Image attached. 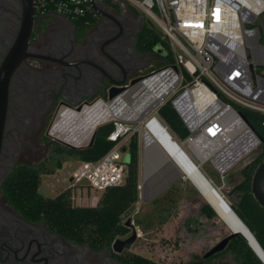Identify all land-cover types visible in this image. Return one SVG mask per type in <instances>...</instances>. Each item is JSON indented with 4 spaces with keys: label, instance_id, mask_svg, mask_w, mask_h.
I'll use <instances>...</instances> for the list:
<instances>
[{
    "label": "built area",
    "instance_id": "obj_1",
    "mask_svg": "<svg viewBox=\"0 0 264 264\" xmlns=\"http://www.w3.org/2000/svg\"><path fill=\"white\" fill-rule=\"evenodd\" d=\"M126 1L159 27L173 63L159 67L149 63L145 71L133 76L137 78L134 83H124L120 93L130 90L127 100L132 115L113 121L115 128L108 139L119 138L136 123L139 128L134 130L142 141L152 119L172 137L158 112L169 101L187 131L179 144L189 149L198 166L209 162L219 175L226 174L259 145V135L239 107L264 115V40L256 23L264 12V0ZM32 2L36 17L59 14L73 20L90 11L96 15L90 0ZM261 124L264 126V120ZM88 143L89 139L79 146ZM125 150L115 145L96 161L78 162L62 182H69L67 189L83 182L97 190L120 185L126 165L121 152ZM140 150L145 170L136 188L142 195L150 167L145 162L143 142Z\"/></svg>",
    "mask_w": 264,
    "mask_h": 264
},
{
    "label": "flooded vegetation",
    "instance_id": "obj_2",
    "mask_svg": "<svg viewBox=\"0 0 264 264\" xmlns=\"http://www.w3.org/2000/svg\"><path fill=\"white\" fill-rule=\"evenodd\" d=\"M95 1L100 13L84 28L59 14L34 16L26 56L10 78L0 151V264H132L129 256L137 254L131 250L133 243L129 248L121 243L136 232L134 223L127 226L123 220L125 234L93 248L86 241L50 230L42 220L24 219L9 206L1 190L4 179L22 161L20 153H34L35 145L48 147L41 138L53 112L61 106L77 109L95 97L107 98L111 86L124 85L137 72L145 71L147 67H141L153 56L151 52L141 54L137 48L138 37L149 23L141 11L126 0L125 7L115 0L114 5ZM19 7L20 0H0V63L15 37ZM259 17L264 39V12ZM121 81L124 83L119 84ZM258 135L256 153L248 160L250 164L256 161L254 171L264 162V137ZM260 187L264 191V176ZM116 239L120 242L114 249ZM210 248L188 262L227 264L222 260L224 250L205 257Z\"/></svg>",
    "mask_w": 264,
    "mask_h": 264
},
{
    "label": "trees",
    "instance_id": "obj_3",
    "mask_svg": "<svg viewBox=\"0 0 264 264\" xmlns=\"http://www.w3.org/2000/svg\"><path fill=\"white\" fill-rule=\"evenodd\" d=\"M105 1L114 5L112 0ZM115 6L118 5L115 4ZM95 20L96 17L90 11L83 18L71 21L77 28H84ZM137 48L141 54L149 52L153 54L152 57L157 62L155 67L173 63L167 42L150 23L144 25L138 37ZM239 109L252 127L264 137V126L261 124L264 115L242 107ZM158 112L162 122L168 126L172 137L175 136L180 140L186 136L187 131L169 101L165 102ZM114 128L113 121L99 124L94 130L92 142L83 147H71L43 135L41 141L48 144L50 154L34 164L18 162L2 183L1 190L9 206L24 219L32 222L42 220L50 230L71 240L86 241L93 248L101 247L105 241L110 244L116 236L125 234L127 228L123 225V217L132 208L138 197L136 188L139 176L138 140L136 133L131 135L127 144L129 157L125 165L123 182L102 190L95 205H72L71 189L59 191L51 197L44 196L39 192L42 176L55 173L62 167L65 160L82 162L100 159L120 140V137L115 140L108 139V135ZM248 160L245 159L239 169V179L233 186L238 196L236 203L228 204L252 233L264 252V209L250 192V182L256 161L250 164ZM174 188V186L167 188L152 200V205L159 211L158 214L165 209V202L171 201ZM193 192L200 195L194 188ZM138 212L132 219L134 225L151 223L150 217L147 218V223L142 221L138 217ZM200 213L207 218L219 217L207 201L202 204ZM161 217L162 215H159V219ZM223 253L232 254L235 264H263L241 234H236L229 240ZM129 260L132 264H159L139 254L129 256ZM187 264L198 263L188 262Z\"/></svg>",
    "mask_w": 264,
    "mask_h": 264
},
{
    "label": "rangeland",
    "instance_id": "obj_4",
    "mask_svg": "<svg viewBox=\"0 0 264 264\" xmlns=\"http://www.w3.org/2000/svg\"><path fill=\"white\" fill-rule=\"evenodd\" d=\"M115 1L124 7L128 5L125 0ZM260 18L261 17L257 18V24L259 23ZM145 19L153 26L154 30L160 34V29L155 22H153L148 16H145ZM151 58L152 59L150 60L147 59L141 69L146 68L149 65V62L152 64V67L157 66L155 59L153 57ZM97 98H101L102 100L96 101ZM91 102V104L83 106L80 110L68 109L74 112L73 115L75 117H78L85 107L95 104L98 106V102L102 103V105H106L110 103L111 100L109 101L107 98L95 97ZM58 112L55 111L51 114L44 127V132L51 140L67 144L54 134L55 131L59 132L58 128L54 129V122ZM112 119L115 118L104 119L96 126L103 122L116 121ZM138 128L139 124H132L130 130L120 136V140L117 142L116 146L126 148V150L121 153L123 161L127 162L129 157L127 144L131 135L136 132L138 140V178H140L143 173L142 171L145 168V164L140 150V148L142 149V141L139 133L134 130ZM49 131L52 135L49 134ZM73 136L74 135H72V137ZM172 138L176 139L178 143L181 141L175 136ZM70 143L81 145L79 142ZM35 146H37V150L34 153H28L27 155H20V153L18 158L26 163L34 164L43 160L44 157H47L50 154V151L45 144ZM182 148L189 155V157L197 163V160L191 156L189 149L186 146H183ZM255 153L256 151L254 150L245 159H249V157L253 156ZM245 159L240 161L224 175H219L209 162H205L199 166L205 177L207 176L206 178L212 182L213 187L219 191L221 196L224 197L223 200L227 203V205H229L228 203H236L238 196L237 192L233 189V186L239 179V169L243 165ZM153 164L154 162H152V166ZM77 165L78 161L71 159L65 160L62 167L56 170L55 173L43 175L39 186V192L44 196L51 197L59 191L66 190L69 182H62V177L74 170ZM146 171L148 175L145 181V191L142 195L138 192L137 201L123 217L124 221L126 219H130L133 224L132 219L134 218V214L139 211L138 217L141 218L142 221L147 223V218L150 217L151 219L150 224L135 225L137 238L131 246L132 251L159 264H185L191 257L195 255H202L208 248L231 232L219 217L207 218L200 213L201 206L206 201L201 195L193 192V188H196L187 178L182 176V174L177 172L175 175L172 173L173 170H165L162 174L160 173V170L156 171L150 168L146 169ZM188 181L190 182L189 184ZM82 184V186H74L73 188H70L71 204L81 206L95 205L102 190L89 188L87 187L86 182H83ZM171 186L175 187L171 194V201L165 202V209L158 214L159 211L152 205V200ZM156 213L157 215H154ZM159 215H162L161 219H159ZM224 254L226 255L222 257V260L225 261V263L235 264V261L230 253Z\"/></svg>",
    "mask_w": 264,
    "mask_h": 264
},
{
    "label": "bare ground",
    "instance_id": "obj_5",
    "mask_svg": "<svg viewBox=\"0 0 264 264\" xmlns=\"http://www.w3.org/2000/svg\"><path fill=\"white\" fill-rule=\"evenodd\" d=\"M241 1L243 2V0ZM129 95L130 90H126L114 96L110 99L111 102L106 105L98 102V106L95 104L85 107L78 117L73 115L72 110L63 107L57 113L54 122V129L58 128L59 132L55 131L54 134L67 143L79 142L82 145L90 139L95 126L104 119L123 120L131 117L132 109L129 100H127ZM72 135L74 136L72 137ZM142 137L146 165L152 170H160V173L165 170H173L172 173L175 175L177 172L182 174L211 205L229 230L244 235L260 257L264 259L258 245L243 223L229 209L223 200L224 197L213 187L212 182L205 177L198 164L189 157L182 146L176 141L174 142L169 132L152 119L146 124ZM152 162H154L153 166Z\"/></svg>",
    "mask_w": 264,
    "mask_h": 264
},
{
    "label": "water",
    "instance_id": "obj_6",
    "mask_svg": "<svg viewBox=\"0 0 264 264\" xmlns=\"http://www.w3.org/2000/svg\"><path fill=\"white\" fill-rule=\"evenodd\" d=\"M90 4H91V8H92V10L94 12L100 13V9H99V7H98V5H97L95 0H90ZM19 8H20V13H19V20H18V25H17V30H16L15 37H14V39H13V41L11 43V46L9 47L7 53L5 54L4 58L2 59V61L0 63V151H1V144H2V137H3V129H4V124H5V118H6V108H7V100H8V85H9V81H10V78H11L12 73L14 72V70L17 68V66L22 61V59L26 56V46H27L28 39H29V37L31 35L33 22H34L33 2H32V0H20V7ZM136 80H137V78L131 79L130 80V84L134 83ZM123 83L124 82L121 81L119 84H123ZM124 88H125L124 85H120L118 87L111 86L108 89V91H107V99L108 100L112 99L114 96H116L121 91H123ZM79 108L80 107H78L77 109H79ZM247 122H248V124H250L248 120H247ZM255 132H257V131L255 130ZM93 134H94V131L92 132V135H91V137L89 139V143L88 144H90L92 142ZM257 134H258V132H257ZM67 144L69 146H71V147H80L79 145H73V144H70V143H67ZM263 176H264V162L260 163L256 167L255 171L253 172L252 177H251V188H250V192L252 193L254 199L264 209V191L260 187V181L263 178ZM227 206L232 211V213L238 218V216L232 210L230 205H227ZM125 225H127V226L132 225L130 219H126L125 220ZM243 225H244V223H243ZM245 228L249 232V234L251 235V237L256 242V244L258 245L259 249L261 250V252L264 255L263 250L261 249V247L257 243V241L254 238V236L252 235V233L248 230V228L246 226H245ZM236 234H239V233L231 231L228 235L224 236L217 243H215L204 254V256L206 257V256L212 255V254H214L216 252H220V251L224 250L225 247L227 246V243L229 242V240ZM242 236L244 237V235H242ZM135 238H136V232L133 230L132 234L127 239L121 241V243L123 244V246L125 248H129L131 246V244L133 243V241L135 240ZM244 239L246 240V242L250 246V248L253 250L255 255L264 264V259H262L260 257V255L257 253V251L252 247V245L249 242V240L246 237H244ZM118 242H120V240H118V239H116L113 242L114 249H116V243H118Z\"/></svg>",
    "mask_w": 264,
    "mask_h": 264
},
{
    "label": "crops",
    "instance_id": "obj_7",
    "mask_svg": "<svg viewBox=\"0 0 264 264\" xmlns=\"http://www.w3.org/2000/svg\"><path fill=\"white\" fill-rule=\"evenodd\" d=\"M52 15H54V14H50V16H52Z\"/></svg>",
    "mask_w": 264,
    "mask_h": 264
}]
</instances>
